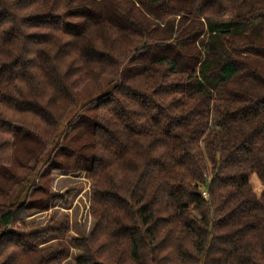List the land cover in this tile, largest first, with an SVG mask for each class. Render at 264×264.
<instances>
[{"label":"trees","instance_id":"1","mask_svg":"<svg viewBox=\"0 0 264 264\" xmlns=\"http://www.w3.org/2000/svg\"><path fill=\"white\" fill-rule=\"evenodd\" d=\"M0 264H264V0H0Z\"/></svg>","mask_w":264,"mask_h":264},{"label":"rangeland","instance_id":"2","mask_svg":"<svg viewBox=\"0 0 264 264\" xmlns=\"http://www.w3.org/2000/svg\"><path fill=\"white\" fill-rule=\"evenodd\" d=\"M102 85L104 86V84ZM99 89L93 84H87L79 91V104L84 105L100 97ZM252 182L257 190L262 188L256 176L252 178ZM51 187V209L47 212H27L24 217L27 228L47 226L52 224L50 222L61 220L68 215L70 218V233L67 240L71 242L75 237H87L94 227V221L90 215L92 183L86 179L83 173H55L52 177ZM72 188H76V190L71 192ZM78 253L77 250H73L71 260H75Z\"/></svg>","mask_w":264,"mask_h":264}]
</instances>
